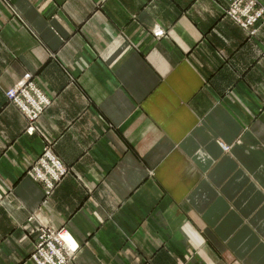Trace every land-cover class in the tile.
I'll use <instances>...</instances> for the list:
<instances>
[{
    "label": "crops",
    "instance_id": "0c3cea01",
    "mask_svg": "<svg viewBox=\"0 0 264 264\" xmlns=\"http://www.w3.org/2000/svg\"><path fill=\"white\" fill-rule=\"evenodd\" d=\"M228 6L0 0V264H36L41 226L77 264H264V22ZM26 73L52 100L34 135L4 92ZM50 142L71 173L46 197Z\"/></svg>",
    "mask_w": 264,
    "mask_h": 264
},
{
    "label": "built area",
    "instance_id": "2783aa9c",
    "mask_svg": "<svg viewBox=\"0 0 264 264\" xmlns=\"http://www.w3.org/2000/svg\"><path fill=\"white\" fill-rule=\"evenodd\" d=\"M229 3L230 5L225 9L226 15L233 19L238 25L249 30L251 33H255V25L257 23L264 22V8L262 6H258L257 0H229ZM163 34L164 31L161 28H156V35L163 36ZM31 76L32 75L27 74L25 79H29ZM21 91L26 92L24 89L17 91V89L12 88L8 91V97L13 102L15 100L20 105V107H22L21 109L29 114L30 118H32L31 113H33L34 119L40 115L44 109L49 107L48 104L50 100L42 91L36 90V96L28 94V92H26L27 96H24L21 94ZM32 131L34 132V128H32ZM33 132H31V134ZM44 153L45 155L41 154L35 165L41 170L39 173H37L38 177L43 178L47 183V190H45V194L47 196L51 194L60 184L61 176L67 173V169L63 166L59 157L50 149H47L44 151ZM28 175L32 179H35L36 181L38 180L36 174L29 172ZM46 229H49L50 232L48 234L43 232L44 237H42L41 247L44 246L46 238H53V236L56 237V233L51 230V228L47 227ZM66 231L67 229L64 228L62 231H60V234L57 235L60 241L65 243V248L67 250L66 254L61 253L59 248H57L55 245H52L50 252L59 260L63 258L64 264H73L75 260L73 256L78 252L80 245L77 243L72 248H69L68 240L64 237ZM40 254L46 256L47 258L49 257L50 260L48 261L52 262V264H56V262L52 260L53 257L49 256L47 250L42 249Z\"/></svg>",
    "mask_w": 264,
    "mask_h": 264
},
{
    "label": "rangeland",
    "instance_id": "374dc122",
    "mask_svg": "<svg viewBox=\"0 0 264 264\" xmlns=\"http://www.w3.org/2000/svg\"><path fill=\"white\" fill-rule=\"evenodd\" d=\"M229 5H230V3H229ZM258 6L259 7L261 6L259 2H258ZM158 28H160V27H157V29ZM161 29L164 31V34H163V36H164L165 33H166V31L163 28H161ZM152 32H153L154 36L157 37V38L163 37V36L156 35V29H154ZM255 32H256V28H255ZM27 74L32 75L33 78L31 76V78H29V79L26 78L25 79V77H26ZM12 88L13 89H17V91H20L21 89H24L26 92H28V94H31L32 96H36V93H37L36 90L42 91L47 97H48V95L42 89V87L40 86V84L37 81V78L32 73H26L22 78L19 79V81L15 85H13V86L5 89V91H4L5 92V96L7 98V102L9 104H11V105H14L21 112V114L24 116V118L26 119V127H25L24 132L27 133V134H29V135H34L37 132V130H38V121H39L40 117L44 114V112L48 109V107L46 109H44L42 111V113L40 115H38L37 117H35L34 119H33V113H31L32 118H30L29 114L26 113L25 111H23L21 109L22 107H20V105L15 100L13 102L8 97V91L10 89H12ZM26 92H22L21 91V94L24 95V96H27V93ZM49 100H50V102H49L48 106H50L52 104V100L50 98H49ZM32 128H34V132L32 131ZM31 132H33V133L31 134ZM47 149H50L52 152H54L58 156V154L56 152L55 143L50 142V143L45 144L44 147H43V150H42V153L41 154H44L45 155L44 151H46ZM41 154L35 159V161L28 168L27 175L29 174V172L30 173H34V174L37 175V173H39L41 171L35 165L36 162H37V160H38V158L41 156ZM59 159L62 161L63 166L67 169V173H65V174H63L61 176V182H62L71 173V167L69 165H67L60 157H59ZM48 175L51 176L50 174H48ZM37 177H38V175H37ZM32 180L36 181L35 179H32ZM36 182H38V183H40L42 185L43 190H44V193H45V190H47V185H46L47 183H46V181L43 178H39L38 177V180ZM57 187L55 188V190L57 189ZM54 191L51 194L47 195V196L45 194V196L48 197V196L52 195L54 193ZM47 227L48 228H51V230H53L56 233V237L53 236V238H46V241H45L44 246L41 247L42 237H44V235H43L44 233L43 232H46L47 234L50 232L49 229H46ZM63 229H64V227L55 229V228H52L50 226H41L39 228H36L37 236H36V239L33 241L32 246H31V249H30V259H32L36 264H44V263H46V264H52V262H49L48 261V260H50L49 257L47 258L46 256H43V255L40 254L41 250L42 249H45V250L48 251L49 256H52L53 257L52 260L54 262H56V264H64L63 258L61 260H59V259H57L56 256H54L50 252L52 245H55L57 248H59V250H60L61 253L66 254L67 250L65 248V243H63V241H60V239L57 237V235L60 234V231H62ZM79 250H80V248H79ZM79 250L73 256L74 259H75L74 262H73V264H77L76 263V259H77V255L79 253Z\"/></svg>",
    "mask_w": 264,
    "mask_h": 264
},
{
    "label": "bare ground",
    "instance_id": "6f19581e",
    "mask_svg": "<svg viewBox=\"0 0 264 264\" xmlns=\"http://www.w3.org/2000/svg\"><path fill=\"white\" fill-rule=\"evenodd\" d=\"M64 237L68 240L69 243V248H72L74 245H76L78 242L75 241L72 236L70 235V233L68 231H66V233L64 234ZM79 244V243H78Z\"/></svg>",
    "mask_w": 264,
    "mask_h": 264
}]
</instances>
